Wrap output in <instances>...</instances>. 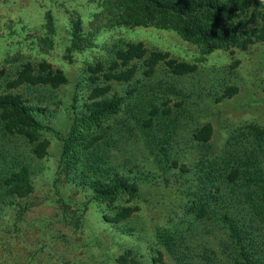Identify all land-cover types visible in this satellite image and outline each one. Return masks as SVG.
<instances>
[{
  "label": "rangeland",
  "instance_id": "1",
  "mask_svg": "<svg viewBox=\"0 0 264 264\" xmlns=\"http://www.w3.org/2000/svg\"><path fill=\"white\" fill-rule=\"evenodd\" d=\"M101 1L0 0V94L28 62L35 68L51 65L67 81L58 88L9 90L46 111L37 118L48 148L36 159L27 137L5 133L0 115V264H121L122 257L126 264H159V253L163 264H177L179 249L188 261H204L214 251L213 264H221L228 200L238 210L234 218L248 229V241L260 248L256 255L264 257V219L253 210L264 198V42L246 51L207 52L171 29L105 27L97 20ZM74 23H80L86 42L72 37ZM129 45L135 51L141 46L144 56L118 68H133L131 79L110 82L108 98L122 97L121 110L101 119L99 127L93 123L86 134L104 136L89 161L96 165L101 158L105 167L122 171L138 186V198L124 195L110 205L60 177L61 154L74 121L86 115L92 87L88 67L107 70L115 52ZM159 55L165 60L156 61ZM170 60L193 71L177 75L165 64ZM108 83L100 79L98 85ZM227 88L237 91L222 99ZM206 126L212 128L209 141L196 142L193 135ZM173 161L187 170L173 167ZM20 164L30 167L32 192L8 197L1 181ZM234 167L243 174L237 188L215 176ZM200 170L213 172L215 182L200 187ZM219 187L230 197L219 194ZM202 197L218 202L208 206L207 218L196 221ZM119 207L138 212L122 223L111 222Z\"/></svg>",
  "mask_w": 264,
  "mask_h": 264
},
{
  "label": "trees",
  "instance_id": "2",
  "mask_svg": "<svg viewBox=\"0 0 264 264\" xmlns=\"http://www.w3.org/2000/svg\"><path fill=\"white\" fill-rule=\"evenodd\" d=\"M100 6L103 7V10L97 15V20L102 22L105 27L118 25L133 28L171 29L177 31L185 40L198 45L207 52L215 50L246 51L251 45L264 42V0H102ZM73 28L72 37L79 41L85 40L79 33L80 23H74ZM140 47H138V51H135L129 45L126 50L115 52L116 61L110 64L107 70L102 65L88 67V72L91 74L88 80L92 87L88 96V103L84 106L86 115L81 118V122L74 121L71 133L64 139L62 148L60 177H63L65 182L72 183L75 186L89 188L97 200L109 202L110 205L116 204L118 198L124 195L134 197V199L138 198V186L135 182H131L122 171L110 166L105 167V163L101 158L95 162L96 165L91 163L89 161L92 155L90 151L100 143L104 136L92 139L86 134L90 133L93 123H97L96 126L99 127L101 119L118 115L123 98L118 95L111 99L108 98L109 93L112 91L110 82H127L132 78V75H134L133 68H127L124 71H118V68L127 67L131 60L142 59L144 51ZM155 56L156 54H153V57ZM157 58L159 59H156V61L159 62L165 60L161 55ZM40 64L39 68H35L33 63H25L19 78L7 83V92L0 94V115L5 122L3 130L9 135L19 134L27 137L32 145L31 153L36 159L45 157L48 148V142L42 138L43 133H41L45 128L37 118V115L38 117L46 115V111L30 107L26 104L28 102L23 101L19 95L11 93L9 90H16L24 85L58 88L66 84L67 81L62 72L53 69L51 65ZM153 64L155 62L149 65L152 66L151 70ZM165 64L177 75L193 71L185 64H177L172 60L165 62ZM100 79L109 83L105 86H99ZM236 91V88H227L222 99L232 97ZM84 122L87 124L81 128L80 123ZM211 135V126H206L205 130L201 129L196 132L193 138L196 142L206 144ZM159 148L164 150L165 145ZM103 165L105 168H102ZM172 166H178L176 161L172 162ZM177 168L182 172L187 170L184 165ZM259 168L262 172L263 167L260 166ZM216 173L215 176L220 177L228 186L231 185L234 188L238 187V181L242 180L243 175L238 167L232 168L225 174L219 171ZM200 175L202 179H199V186L203 188L208 187L209 183H213L216 178L212 177L213 172L211 171L208 173L200 170ZM30 178V167L26 164H20L8 171L1 181L2 186L6 188V196L26 197L32 192ZM246 180L248 182L255 181L252 180V177H247ZM198 190V193L202 191L201 188ZM216 190L218 191L217 188ZM220 193H222V190L219 187ZM225 193L227 191L223 190L222 195ZM227 194L230 197V193ZM200 195L201 193H199V196L197 194V199H201ZM216 198H220L222 203V196ZM202 199L203 201L200 203L202 205H197L199 211L194 215L196 221L207 218L208 206L210 204L215 205V202H218V200L210 202L208 200L207 202L203 197ZM261 202L263 206L254 204L253 210L257 213V218L259 216V218L264 219V198ZM128 207H119V212L109 220L114 223H122L131 219L138 212V209ZM230 209H233V211H229ZM193 210L191 208L187 210L189 215L195 213ZM223 210L226 211L223 220L226 224L224 231L227 235V243L223 247L224 253L222 252V254L224 255H222L221 264H264V257L256 255L260 248L256 246L254 240L248 241V229L244 224H241L242 222L236 216L234 218L232 212L236 213L238 210L232 206V201H225ZM105 218L108 220V217ZM166 243L167 247H170V242L166 241ZM178 247L180 248V246ZM178 252L177 264H199V262L203 264L204 261L213 264L216 261L214 251H210L211 257L205 255L204 261L191 260L190 257L188 261V254L183 253L180 249ZM159 256V264H163L161 253H159ZM118 262L126 264V259L122 257Z\"/></svg>",
  "mask_w": 264,
  "mask_h": 264
}]
</instances>
